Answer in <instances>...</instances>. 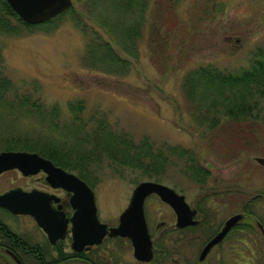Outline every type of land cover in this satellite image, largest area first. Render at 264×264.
<instances>
[{
    "label": "rangeland",
    "instance_id": "rangeland-1",
    "mask_svg": "<svg viewBox=\"0 0 264 264\" xmlns=\"http://www.w3.org/2000/svg\"><path fill=\"white\" fill-rule=\"evenodd\" d=\"M113 9L111 0H72L70 10L51 23L22 28L19 35L0 33V77L9 79L19 92L31 93V99L46 109L56 106L61 124L73 118L68 103L82 101L83 122L103 115L134 142L147 136L157 145L195 150L209 171L203 187L176 167L168 168V179L160 182L184 195L189 204L204 203L201 206L212 221L205 232L244 212V205L256 196L259 200L252 210L264 224V167L255 161L264 157V104L260 120L231 132L220 126L204 135L183 88L184 76L198 67L237 71L248 66L252 52L264 47V0H146L142 11L123 15V10L114 14ZM96 41L109 44L114 62L99 61L103 56L90 49ZM0 108V129L7 123L11 127L0 133V139L41 140L49 135L36 115L19 107ZM38 179V175L23 177L18 170L6 171L0 175V192L12 187L30 190ZM97 180L93 190L98 218L115 226L135 185L148 179L135 170L116 172L101 166ZM220 192L224 193L219 196ZM145 216L151 232L160 222L170 224L175 219L156 196L146 199ZM0 221L27 242L40 243L45 254L51 251L30 216L0 208ZM172 235L176 239V233ZM242 235L233 232L210 252L205 264H249V252L234 247ZM250 235L257 240L254 249L264 253L259 231ZM197 242L192 239L183 248L191 255L190 264H204L197 261ZM109 244L123 264H150L137 262L125 239ZM172 256L184 264L180 255Z\"/></svg>",
    "mask_w": 264,
    "mask_h": 264
},
{
    "label": "trees",
    "instance_id": "trees-1",
    "mask_svg": "<svg viewBox=\"0 0 264 264\" xmlns=\"http://www.w3.org/2000/svg\"><path fill=\"white\" fill-rule=\"evenodd\" d=\"M111 2L114 4L112 13L120 9L124 11L123 15L130 14L132 10L142 11L146 5V0H111ZM68 10L70 7L45 22L26 24L6 0H0V33L19 35L22 28L31 30L34 26L51 23ZM106 17L103 19L109 18ZM128 32L129 30L126 31L127 34ZM96 42L90 44V49L103 56L99 61L102 62L107 58L114 62L109 44ZM183 88L195 124L203 129L204 135L213 133L220 126H225V129L231 132L234 128L260 120L264 104V47L255 49L248 66L237 71L220 70L211 65L191 70L184 76ZM0 107L8 110L19 107L28 114L36 115L49 129V135L41 140L0 139V151L36 152L50 159L55 165L77 174L92 188L98 181L101 166L102 169L108 168L116 172L126 169L135 170L140 178L158 182L168 179V168L176 167L188 180L202 187L209 178V171L193 149L180 145H157L147 136L134 142L127 132L117 129L103 115H94L90 122H83L79 115L84 109L82 101L68 103L73 118L70 122L61 124L56 106L46 109L43 103L31 99V93L19 92L9 79L1 76ZM7 115H10V112ZM2 128L5 131L10 130V123ZM4 130L0 129V133ZM258 200V196L253 197L244 205L245 216L232 228V233L237 229H244L248 234L258 231L255 221L258 220L262 224L263 222L252 210V204ZM209 222L210 219L206 224ZM197 227L189 226L176 231V239L173 235L155 237L154 255L150 264H178V260L171 257L175 254L183 258L184 264H190L191 255L186 254L183 248L192 241ZM114 239L124 240L121 237L109 238L87 254L69 253L55 248V252L48 251L45 254L42 248L31 249L33 244L0 221V243L12 251L22 264H123L120 256L109 247V243ZM250 257L255 264H264L263 252L256 250L250 254ZM0 264H15V262L6 252L0 250Z\"/></svg>",
    "mask_w": 264,
    "mask_h": 264
},
{
    "label": "water",
    "instance_id": "water-1",
    "mask_svg": "<svg viewBox=\"0 0 264 264\" xmlns=\"http://www.w3.org/2000/svg\"><path fill=\"white\" fill-rule=\"evenodd\" d=\"M19 18L26 24H39L61 14L72 5V0H6ZM264 167V157H255ZM16 169L28 177L43 171L52 187H60L71 193L70 204L75 209L67 219L52 207L57 197L36 189L24 190L12 187L0 192V208L14 215L30 216L46 235L50 244L65 236L67 223L71 222V248L75 252L99 245L105 236L129 240L137 262L148 263L153 258V244L144 212L145 199L155 194L168 204L176 216V227L183 228L197 223L196 210L186 202L184 195L154 180H142L133 188L128 204L118 216L115 226H108L98 218L95 193L91 186L73 172L67 171L32 151H0V174ZM243 218L242 213L229 216L222 228L204 245L198 261H204L210 249ZM263 239L264 227L258 223ZM16 264H22L10 250H6Z\"/></svg>",
    "mask_w": 264,
    "mask_h": 264
},
{
    "label": "flooded vegetation",
    "instance_id": "flooded-vegetation-1",
    "mask_svg": "<svg viewBox=\"0 0 264 264\" xmlns=\"http://www.w3.org/2000/svg\"><path fill=\"white\" fill-rule=\"evenodd\" d=\"M36 175H38V177H39L38 182H37V185L34 186V187H31V189H36L38 191H41V192H44V193H47L49 195H53V196L57 197L58 200L56 202H54V201L52 202L53 209H55L58 212L63 213L64 214V217L67 218V219H69L73 215V213L75 211V209L70 204V196H71V193L65 191L64 189H62L60 187H52L48 183V181L46 180V173L45 172L40 171ZM223 193L224 192H222V193L220 192V193H218V195L221 196L220 194H223ZM216 195H217V193H216ZM149 196H156V197H158L155 194H151ZM146 199H145V201H146ZM217 199H218V197H217ZM185 200H186V198H185ZM186 202H187V200H186ZM164 204L167 205L171 209V207L168 204H166V203H164ZM203 204L204 203L201 202V200H199V202L197 204L196 203L189 204V206L192 209H195L196 210V214H195L194 219L197 221V223L195 225L198 226V227H197V231H196V234H195V236H194L193 239L195 241V245L198 243L197 241H199L198 255H199V252L201 251V249L204 247V245L222 228V226L224 224V221H225L224 220L223 223L221 225H219L218 228L215 227L212 232H210V233H208L209 231L208 232H204L205 229H209L211 227L212 221L209 222V224H206V221H208L209 218L206 217V216H208V213L206 212V210H204L205 207H202L201 206ZM144 211H145V203H144ZM172 212H173V210H172ZM239 213H243V218H244L246 212H239ZM174 217H175V219H174V222L173 223L166 224L164 221L163 222H160L152 230V232H151V229H150V227L148 225V222H147V219H146V222H147V225H148V229H149V233H150L151 239H152L153 253H154V239H155V237H157V235L160 236V237L161 236H171L172 234L176 233V231H180V230H183L184 228L189 227V226H186V227H183V228L176 227V225H175V223H176V216H175V214H174ZM243 218H242V220H243ZM258 223H260V224H262V223L259 222L258 220L255 221V226L257 227V229H258V231L260 233V236H261V238L263 240V244H264L263 235H262L260 229L258 228ZM107 225L108 226H111L109 224H107ZM195 225H193V226H195ZM262 226L264 227V224H262ZM235 232L236 233L239 232V233H242L243 234L242 236H239V237L236 238L237 239L236 240L237 245H235L234 247H236L237 250H239V251H245V249H246L250 254L256 251L254 249V246H253V244H255L257 246V240H256L255 237L251 239V235L250 234H246V232H245L244 229H237ZM231 234H232V229L230 231H228V233L223 237V239L218 244L214 245L210 249V251L206 255L204 261H202V262L198 261V255H197V261H198V263H204L206 261V259L208 258V255L210 254V252H212L213 250H215V249L219 248L220 246H222L224 244V242L227 240V238H229V236ZM43 235L45 236V240L47 241V246L49 247V249L52 252H55L54 251V248L55 249H59V250H62L63 249L65 252H69V253L75 252L71 248V240L72 239H71V222L70 221L67 223L66 230H65V236L62 239H58L54 244H50L49 241H48V239H47V237H46V235L44 233H43ZM109 238H115V237L105 236V238L102 240V242L104 240L105 241L108 240ZM126 240L129 242L128 239H126ZM99 245L92 246V247H90L88 249H83L80 252H83V253H86L87 254V253L91 252L93 249H95L96 247H98ZM41 248H43V246L40 243H35V244L31 245V249H41ZM0 250L6 252L7 248H5V246L0 243ZM247 260H248L249 264H252V263L255 264L251 258H247ZM148 263H150V262H148ZM246 263H247V261L245 262V264Z\"/></svg>",
    "mask_w": 264,
    "mask_h": 264
}]
</instances>
